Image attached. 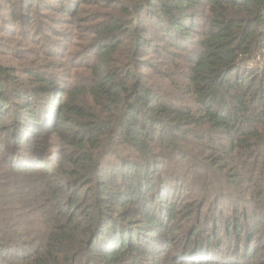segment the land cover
I'll return each instance as SVG.
<instances>
[{"label":"trees","instance_id":"obj_1","mask_svg":"<svg viewBox=\"0 0 264 264\" xmlns=\"http://www.w3.org/2000/svg\"><path fill=\"white\" fill-rule=\"evenodd\" d=\"M263 45L264 0H0V264H264Z\"/></svg>","mask_w":264,"mask_h":264},{"label":"rangeland","instance_id":"obj_2","mask_svg":"<svg viewBox=\"0 0 264 264\" xmlns=\"http://www.w3.org/2000/svg\"><path fill=\"white\" fill-rule=\"evenodd\" d=\"M238 65L240 72L246 68L264 66V45L262 48L260 47L259 50H256V52L243 58V60H241Z\"/></svg>","mask_w":264,"mask_h":264}]
</instances>
